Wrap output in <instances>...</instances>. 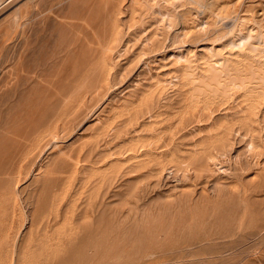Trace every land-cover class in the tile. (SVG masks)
Segmentation results:
<instances>
[{
	"label": "rangeland",
	"instance_id": "374dc122",
	"mask_svg": "<svg viewBox=\"0 0 264 264\" xmlns=\"http://www.w3.org/2000/svg\"><path fill=\"white\" fill-rule=\"evenodd\" d=\"M80 2L78 19L71 0L0 4V248L6 247L0 264L20 263L22 252L12 250L10 238L21 244L30 228L38 234L39 246L27 258L34 262L71 264L89 246L95 264L103 257L129 264H264V93L230 86L225 95L222 89L192 95L191 85L170 75L177 30L162 29L156 46L146 32L125 35L128 47L112 54L102 86H87L75 99L79 63L96 46L95 33L79 23L87 19L102 32L95 17L100 0ZM20 5L19 23L29 8L34 14L28 43L22 24L7 36ZM210 7L186 5V25L207 19L210 30L204 40L185 38L183 48L203 55V42H213L227 56L236 47L219 33L258 30L256 21L264 29V0H215ZM152 16L147 24L157 30L158 15ZM250 105L253 128L244 120ZM39 166L49 175L35 186L42 200L34 208L28 195L43 174L34 175Z\"/></svg>",
	"mask_w": 264,
	"mask_h": 264
},
{
	"label": "bare ground",
	"instance_id": "6f19581e",
	"mask_svg": "<svg viewBox=\"0 0 264 264\" xmlns=\"http://www.w3.org/2000/svg\"><path fill=\"white\" fill-rule=\"evenodd\" d=\"M80 1L81 0H71V5H72L73 9L75 10V17L77 19L82 14V10L84 9V6H85V4L83 2L81 3ZM3 2H5V0H0V4ZM214 2H215V0H100V9L98 11V14H96L95 17L97 19H99V21L102 22L101 23L102 32L101 33L97 32L95 27L87 19H85L84 22L79 23V25L81 27H83V28L86 27L88 31H93L95 33V37L92 41L96 42V46L92 47L91 48L92 50L90 51V53H88V55L86 57H84L85 59L79 63L77 75L75 77L73 76L74 80L76 81V86L74 85L75 87L71 91V94L69 93L70 96H72V97L74 96V98L77 97L76 95H78L79 93H82L81 90L83 88H86L87 86H91V89H93L94 86H95V88L96 87L98 88V86H102L104 80H106L109 77L108 68H110L111 66L114 65L115 60L112 58V54L117 53V52L120 53L121 49L128 47V42H127L128 38H127V40L124 39L128 33L132 34L131 32L134 33L136 31H139V32L141 31L142 33L146 32L147 33L146 35H148L147 39L150 41L151 45L153 44L156 46L157 44L159 45L162 43L160 37H158V35L160 33L158 30L161 31L162 29L163 30L164 29L165 30H169V29L177 30L175 32V34H173L174 36H172L173 42H171V44L175 43V42L180 43V46H179L180 48L177 51V53H175L173 56L174 61H175L176 66H177L173 70L176 73L175 74L173 73L170 75H173L172 77L174 79H172V80L178 79V81L179 82L181 81L184 85L185 84L191 85L190 86L191 92H189V93H191L192 95L194 93H197V92L203 93V92H206L209 90L214 91V92L215 91L219 92V91H221L220 89H222L223 94H224V92H225V94H229L228 90H229L230 86H234V87L237 86L239 88H245V89L247 88L246 90L253 91V93H251V94H255V93L263 94L264 93V29H262V27L260 26L261 24L258 23L256 20H255L257 23L256 27H259L258 30L255 29V27H250L248 25L249 26V27L247 26L248 28L245 26L247 29L244 32H243V29H240V30L237 29L238 34L235 33L236 29H234L235 32L233 30V32H234L233 36H232V34L228 36L229 31H231L229 29H228L229 31L228 32L226 31V33L223 31L224 32L223 35L221 34L222 32L219 33L220 36L219 37L217 36L218 38L225 37L228 40L227 42H229L232 45V47L233 46L236 47V51H234V52L230 51V53L227 56H224V54L222 52L223 50L220 49L221 47L217 48L216 44H214L213 42L212 43L208 42V44L207 43L204 44V42H203L204 47L202 46L201 51H202V49H205V51L207 53V54H203V55L202 54L199 55V53L195 52L194 47L193 48H190V47L186 48V46H185L184 47V48H186L185 50L182 47L185 44V42L189 41V40L186 41L185 38H187V39L190 38L191 41H193L194 38H196V40H198V41L204 40L207 38L204 35L207 36L209 33V30H210V25H208L207 19L200 21L199 24L193 28H190L186 25V17H187V14L190 13V11L188 9H186V5L188 3L189 4L192 3V4H196V6H199L201 8H209L211 5H214ZM24 6H25V4H24ZM221 6L222 5L220 4V7ZM223 6L225 7L226 5H223ZM28 8L29 7H27V9ZM33 8H35V9L37 8L36 4H35V7H33ZM221 8H223V7H221ZM21 9H22V7L20 5L13 12V13H15V16L13 15L14 17H13L12 21L10 22V29H9L10 31L7 33V36H9L10 34H13V31H15L14 29L16 28V26H18V24H22L23 27L22 26L21 27L23 28V30H21V31H23V33H24V41L28 43L29 42V36L27 33L30 29H28L29 27H27V26L30 25L28 23H30L29 21L34 14L31 16L30 10H32V8L31 9L29 8V10L27 12H24L25 13L24 16H22V17H24V20L22 18L23 21L21 23H19L20 22L19 19H21L19 16V13L21 12ZM27 9L24 8V10H27ZM41 11H42V8H41ZM39 12H40V10H39ZM217 13H219V12H217ZM35 15H36V13H35ZM152 15H155V17H157L156 15H158L157 22H160V24H159L160 26L158 28H155L157 30H150L149 27L151 24H147L148 18L151 17ZM217 16L222 18V16L220 14H218ZM225 16L226 15H223V17H225ZM10 17H12V16H9L7 19H10ZM36 17H38V16H36ZM32 20L35 23L36 20H34L33 18H32ZM241 20H243V18H241ZM31 24H32V22H31ZM234 27H236V26H234ZM213 31H214V28H213ZM217 33H218V31H214L215 35H217ZM236 35H238L237 38L235 37ZM10 37H12V36L10 35ZM10 37H7V38H10ZM86 37L87 36L85 35L83 37V39H85ZM233 37H235V39H233ZM218 38H217V40H218ZM86 40H87V38H86ZM149 41H148V44H150ZM165 42H166V39H165ZM224 43H226V41ZM230 44H228V46H231ZM217 45L220 46L218 43H217ZM130 47L131 46H129V48ZM164 47H165V45H164ZM229 50H231V49H229ZM225 53H228L227 50ZM119 56H120V54H119ZM115 57H118V55H116ZM19 58L21 59L22 56L21 57L19 56ZM200 61L202 63H205V67L203 68V71L198 70L201 67ZM170 77H169V79H170ZM157 83H162V81L161 82L157 81ZM162 84L164 85V83H162ZM63 85L65 86V84H63ZM92 86H93V88H92ZM61 87L62 86H60V88ZM71 87H73V85ZM250 91H246V94H247V92L250 93ZM199 94H201V93H199ZM257 94L255 96H258ZM70 96L68 95V97H70ZM80 97H82V96H80ZM254 97L252 99H254ZM263 97H264V94H263ZM65 99H67V97ZM68 100L70 101V99H68ZM254 105H250L247 116L244 119L245 122L248 123L249 126H251V128H253L252 122H253V118H254L253 117ZM41 139H43V138H41ZM51 141L53 143V146L54 147L56 146L58 148L59 154H63L65 152V150L63 148L59 147V144H58L59 139H58L57 134H53ZM226 141H227V139H226ZM251 144L254 145V141H251ZM220 163L221 162H219V161L218 162L215 161L216 165H218V164L220 165ZM47 164H48V162H47ZM220 168H223L224 171L226 170V168L224 169V166L222 164L220 166H218V169H220ZM31 169L33 170V167ZM43 169H45V167L39 166L38 170L35 171L36 172L34 174L35 176H37L38 173H43L42 174L43 177L41 175L40 178L37 177V179L35 178L33 180V182H34V184H33L34 186H32L33 188L36 185L39 188V185L41 184V182L43 183L44 180L49 175V172L47 173V170H44V172H43L42 171ZM50 173H51V171H50ZM52 180H53V178H52ZM41 197H42L41 196V190L37 189L36 187L34 189L31 188L30 193L28 195V198L30 199V201L28 200V202H30V204H34V208H37V207H39V204L42 200ZM52 198H50V199H52ZM18 208H19V206H18ZM34 214H35V212L32 214V220L35 219ZM39 214H41V213H39ZM42 215H45V214H42ZM36 217H37V215H36ZM9 236H10V234H9ZM37 236H38L37 231L35 229L30 228L24 234L21 244H19V239L17 240L16 236L14 239L10 238V241H12L11 242L12 250L17 252V251H19L18 249H20L21 250L20 252H22L21 258H23V259L21 260V258L19 256V258L21 260V261H19L20 262L19 264H51V262L49 260H45V259L42 261L38 260L35 262L27 259V258H30V256L32 255V254H29V252H31L30 249L34 247L33 245L36 244L37 247L39 246V245H37V243H34ZM49 236L50 235H48L47 237H49ZM51 237H53V236H51ZM45 239H46V237H45ZM38 242H41V241H38ZM5 244H7V242ZM8 244H10V243L8 242ZM92 245H94V244H92ZM36 246L34 247L35 249H36ZM5 248H0V251L2 253H4L3 251ZM9 249H10L9 246H7V251ZM35 249H32V250H35ZM38 249L39 248H37V250ZM83 249H85V248H83ZM86 249H87L88 253L84 254V256H83L81 254L82 251L79 250L80 254H79V252H78V254L80 255V257L82 255V257L81 258L77 257V259L74 258V260L72 261L71 264H95L94 262H95L96 256H95V253L93 252L94 247L90 248L88 246V247H86ZM6 253H8V252H6ZM10 263H12V262H10ZM96 264H129V263H127V262L123 263V262L117 261V260H116V262H114V261L110 262V261H107V259L103 257V258H101L99 263H96Z\"/></svg>",
	"mask_w": 264,
	"mask_h": 264
}]
</instances>
